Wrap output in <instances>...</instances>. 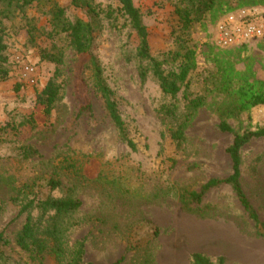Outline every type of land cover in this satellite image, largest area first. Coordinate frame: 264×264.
Wrapping results in <instances>:
<instances>
[{"label":"rangeland","instance_id":"1","mask_svg":"<svg viewBox=\"0 0 264 264\" xmlns=\"http://www.w3.org/2000/svg\"><path fill=\"white\" fill-rule=\"evenodd\" d=\"M56 1L71 21L93 25V55L136 150L111 122L89 57L78 55L65 35L49 37L48 7L33 4L23 15L0 4V234L9 258L2 264H72L81 246V264H193L194 254L213 264L221 258L264 264V139L241 150L242 189L263 226L249 218L229 184L189 209L178 196L232 174L234 134L220 130L222 121L235 133L264 128V106L239 109L243 91H264V37L229 49L215 43L217 23L231 11L253 10L264 21V0H215L190 30L179 22L176 0H133L150 53L166 73L179 72L183 59L175 57L183 46L196 53L195 70L175 97L163 94L152 73L142 81L148 62L137 58L139 38L116 0H94L98 15ZM44 54H62L63 62L45 61ZM26 67L34 69L33 83ZM52 79L59 100L46 117L37 96ZM198 98L203 106L191 114L189 102ZM86 105L90 112L81 111ZM31 116L36 124L28 122ZM182 129L178 142L172 135ZM51 181L59 188L52 190ZM66 196L81 208L60 215L33 210L45 247L19 249L16 239L29 215H20L22 203Z\"/></svg>","mask_w":264,"mask_h":264},{"label":"trees","instance_id":"2","mask_svg":"<svg viewBox=\"0 0 264 264\" xmlns=\"http://www.w3.org/2000/svg\"><path fill=\"white\" fill-rule=\"evenodd\" d=\"M69 1L71 6L75 8L87 9L89 13L98 15V12L93 5L94 0ZM116 1L119 5L118 12L127 19L131 29L139 38V46L137 48L136 54L137 58L140 61L148 62L147 68L142 67L140 69V77L142 81H146L148 74L152 73L154 78L158 81L164 95H171L173 97L177 96V93L181 91L182 85L186 84L191 72L195 70V51L188 48L187 46H183L182 49L185 52L183 54L178 53L175 57V60L183 59L179 72L166 73L163 69L164 63L152 57L150 53L149 34L146 26L143 23L142 15L138 8H136L134 5L133 0ZM0 4L4 5L7 10L14 9L23 15L26 14V10L33 4L45 5V7H48V16L51 25L49 37L54 38L59 35H65L69 45H71L78 55H85L89 57L90 66L92 69L93 86L104 100L105 109L111 122L118 131L121 141L127 144L126 146H128L131 150H136L135 143L128 137L125 122L120 115L116 101L113 99V93L105 83L99 63L96 57L93 55V44L95 40L93 25L90 22H85L81 19H77L74 22L71 21L66 16L65 9L61 7L56 0H0ZM214 6L215 0H176L175 13L179 18V22L183 28L185 30H190L193 25L200 23L204 16L213 10ZM30 34L32 37H34L32 31H30ZM3 50L4 47L0 40V52ZM43 59L48 62H53L57 65H60L63 62L62 54H44ZM59 91L60 88L58 87L55 79H52L48 82L44 90L37 96V106H39L42 115L49 117L52 114V111L59 100ZM242 96L244 99L239 107L240 111L242 112L248 111L257 106H264V91H258L254 93L243 91ZM202 106L203 100L198 98L189 102L188 109L192 114ZM81 111L90 112V105L84 106ZM28 122L36 124L32 116ZM220 130L226 133L234 134L233 143L228 149V153L232 161V174L223 180L213 179L209 181L203 186L200 192H189L182 190V192H180L178 195L181 204L185 209H189L191 204H200L204 195L211 189L222 184H229L235 192V195H237L249 218L253 220L258 227H260L261 224L258 215L252 208L246 195H244L245 193L241 185V150L245 145H247V143L254 139H264V128L258 129L257 131L235 133L226 122L222 121L220 124ZM172 137L178 142L182 141L184 139L183 129L177 131V133H173ZM51 187L52 190L58 189L59 182L51 181ZM24 202L22 203L23 205L20 215H29L25 225L16 239L17 246L23 251H29V248L32 246L37 248V250L42 251V248L45 247L42 239H39L36 236L37 231L30 217V213L33 210L40 209L43 213L54 211L60 215V213H74L82 206L80 201L70 196H66V198L62 199L47 198L46 200H39L37 204H35L34 201H29L27 203ZM1 244L3 246L7 244L3 234H0V264L6 263L9 259L6 253L2 250ZM82 247L83 246L79 247V250L76 252L72 264L82 263L84 254ZM192 262L193 264H213L208 258L202 256L201 254H194L192 256ZM224 262V259L221 258L220 264H224Z\"/></svg>","mask_w":264,"mask_h":264},{"label":"built area","instance_id":"3","mask_svg":"<svg viewBox=\"0 0 264 264\" xmlns=\"http://www.w3.org/2000/svg\"><path fill=\"white\" fill-rule=\"evenodd\" d=\"M264 37V21L249 9H238L224 15L217 23L216 42L220 48L244 46ZM30 82H34V69L26 67Z\"/></svg>","mask_w":264,"mask_h":264}]
</instances>
